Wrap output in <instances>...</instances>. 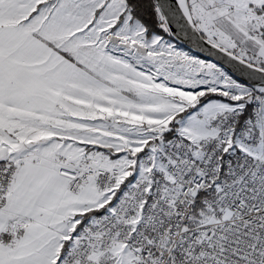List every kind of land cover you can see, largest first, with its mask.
I'll list each match as a JSON object with an SVG mask.
<instances>
[{
    "label": "snow or ice",
    "instance_id": "6c2138e0",
    "mask_svg": "<svg viewBox=\"0 0 264 264\" xmlns=\"http://www.w3.org/2000/svg\"><path fill=\"white\" fill-rule=\"evenodd\" d=\"M0 264H264V0H0Z\"/></svg>",
    "mask_w": 264,
    "mask_h": 264
}]
</instances>
